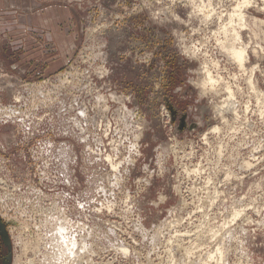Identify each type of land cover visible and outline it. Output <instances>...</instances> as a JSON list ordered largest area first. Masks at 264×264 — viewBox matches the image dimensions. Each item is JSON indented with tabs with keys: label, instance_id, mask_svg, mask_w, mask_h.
I'll return each instance as SVG.
<instances>
[{
	"label": "rangeland",
	"instance_id": "374dc122",
	"mask_svg": "<svg viewBox=\"0 0 264 264\" xmlns=\"http://www.w3.org/2000/svg\"><path fill=\"white\" fill-rule=\"evenodd\" d=\"M240 1L5 0L0 264H264V0L247 70L215 35Z\"/></svg>",
	"mask_w": 264,
	"mask_h": 264
},
{
	"label": "bare ground",
	"instance_id": "6f19581e",
	"mask_svg": "<svg viewBox=\"0 0 264 264\" xmlns=\"http://www.w3.org/2000/svg\"><path fill=\"white\" fill-rule=\"evenodd\" d=\"M251 2H250V0H241L240 2H238L237 4H236V6L234 7V9L232 10V12H230V13H228V16H227V18H226V21H224L223 20V22H225V23H223L222 21V23L220 24L221 26L220 27H218L217 29V31L215 32L216 34L215 35H218L220 38L218 39V44H220V47H221V49L222 50H224V51H226V53H228L229 54V56L234 60V62L235 63H237V65H240V67L241 68H243V69H245V70H247V67H246V64H247V60H248V52L249 51H247V48H248V45L246 44L245 45V42H244V38H243V36H242V32H241V29L242 28H246V27H250V24L248 23V21L246 20V13L244 12V8H245V6H248L249 4H250ZM211 5H212V3H211V0H209V2H207V5H205L204 3H203V6H202V8H205V7H207V6H210L211 7ZM199 7V6H198ZM197 7V8H198ZM201 8V9H202ZM212 13H214L213 11H212ZM224 13H221V15L219 16L220 17V19H221V16L223 15ZM227 14V13H226ZM208 17H210V15H208ZM223 17H224V15H223ZM239 20V22H241V23H243V27L239 30V29H237L236 28V26H235V24H236V20ZM214 34V33H213ZM255 49V48H254ZM256 51V50H255ZM256 53H257V51H256ZM214 65H216V63L214 64ZM206 66V69H204L205 70V72H204V77H203V82H202V87H203V89L205 90V89H207V88H210V89H207V90H209V92L210 91H213L214 92V94L215 93H218L217 92V88H219L218 87V85L223 81L222 79H221V77L219 76V75H214V73H213V71H212V67L210 66V63L209 64H206L205 65ZM251 75L248 77V84H249V86L251 87V88H253V86H255V84H254V81H253V76H254V73H255V67H253V69H251ZM256 88V87H255ZM206 90V91H207ZM219 91V90H218ZM225 93L226 94H228V97H226V98H224V101H221V105H218V104H215L216 106H214L215 107V109L217 110V114L219 115V116H221V118H222V120H223V123H225V122H229V120H228V118L224 115V112H223V110H224V108H225V106L226 105H228V104H226L227 103V101H228V98H234V89L230 86V85H226V87H225ZM223 98V97H222ZM258 108H260V111H261V113L263 114L264 113V94H259L258 93ZM236 123V122H235ZM238 124V123H237ZM222 127L220 126V125H215L213 128H212V132H214V133H220L221 131H222ZM209 134V133H208ZM205 137H206V135H205ZM109 157V156H108ZM111 158V157H110ZM252 158V157H251ZM245 166H247V167H253V165H252V163L248 160V161H246L245 160V162L243 163ZM242 164V165H243ZM117 165H119V164H117ZM113 167V166H112ZM242 167V166H241ZM257 167V166H256ZM119 168V167H118ZM250 171H251V169H250ZM251 174V173H250ZM228 176L227 177H230V175L231 174H227ZM237 176V175H236ZM243 176V175H242ZM242 179V178H241ZM216 191V190H215ZM217 193H218V191H216ZM237 209V208H236ZM241 212H242V209H241V211L240 210H235V212H233V214H232V217H231V219L229 220V221H232V220H234V219H236V218H238L240 215H241ZM227 218V217H226ZM227 222V221H226ZM225 222V224H224V226L225 225H227L228 224V222L226 223ZM222 225V224H221ZM223 227V226H222ZM226 227V226H225ZM62 229V227H59V229ZM60 229V230H61ZM59 230H57V232H58ZM63 231H65V230H63ZM63 231H59V232H63ZM219 231H221V227L219 228V230H215L213 233H214V235L216 236L217 235V233L219 232ZM60 233V234H61ZM65 233V232H64ZM220 233V232H219ZM65 235V234H64ZM66 236V235H65ZM177 236V235H176ZM181 236V235H180ZM191 236H192V234H191ZM58 237V236H57ZM61 237H64V236H62V234H61ZM65 238V237H64ZM67 238V237H66ZM65 238V239H66ZM58 239V238H57ZM57 239L55 240L56 241V243L57 244H64L66 241L64 240V241H62L60 238V240L61 241H59V243H58V241H57ZM58 239V240H59ZM172 240H173V238H172ZM182 240V239H181ZM70 241H72V240H70ZM64 242V243H63ZM67 243H68V239H67ZM66 243V244H67ZM71 243V242H70ZM65 244V245H66ZM72 244V243H71ZM73 244H75V242L73 243ZM177 245H178V243H177ZM59 246V245H58ZM77 246V245H76ZM60 247V246H59ZM62 247H68L67 245L66 246H62ZM62 247H60L61 248V252H64V250L66 249H64V250H62L63 248ZM71 247H73V246H71ZM81 247V246H80ZM179 247V246H178ZM70 248V247H69ZM77 248V247H76ZM75 248V249H76ZM182 248H184V247H182ZM217 248V250H218V252H219V254H223L224 252H223V250H222V248L221 247H216ZM27 249V248H26ZM70 249H72V248H70ZM70 249H66L65 250V252H67V254H65V255H68V251L67 250H69V253L72 251V250H70ZM77 249H80V248H77ZM172 249V248H171ZM25 250V249H24ZM187 250V249H186ZM27 251V250H26ZM193 250H192V248H189L188 250H187V252L186 253H191ZM25 252V251H24ZM73 252V251H72ZM79 252V251H78ZM179 252H180V250H179ZM218 252H217V254H218ZM59 253H60V249H59ZM81 253V252H80ZM25 254V253H24ZM64 254V253H63ZM182 254V253H181ZM62 255V254H61ZM70 255V254H69ZM64 256V255H63ZM78 256L79 255H77V259H78ZM59 257V256H58ZM62 257V256H61ZM68 257V259H69V256H67ZM66 257V258H67ZM221 257V256H220ZM223 257V256H222ZM64 258V257H63ZM62 258V259H63ZM65 258V259H66ZM72 258V257H71ZM81 258V257H80ZM28 259V258H27ZM59 259V258H58ZM61 259V258H60ZM61 259V260H62ZM76 259V258H75ZM76 259V260H77ZM76 260H74V261H76ZM21 261V260H20ZM79 261H81V260H79ZM29 262V261H28ZM20 263V262H19ZM33 263V262H32ZM54 264V263H53ZM57 264V263H56ZM62 264V263H61ZM77 264V263H76ZM80 264V263H79ZM94 264V263H93Z\"/></svg>",
	"mask_w": 264,
	"mask_h": 264
},
{
	"label": "crops",
	"instance_id": "0c3cea01",
	"mask_svg": "<svg viewBox=\"0 0 264 264\" xmlns=\"http://www.w3.org/2000/svg\"><path fill=\"white\" fill-rule=\"evenodd\" d=\"M5 3H7V2H5V0H0V9L2 8V6H4L5 5ZM7 4H9V3H7ZM42 18H43V21H45V24L47 25V26H51L52 27V25H53V23L55 22V16L54 15H44V16H42ZM34 19V18H33ZM32 19V20H33ZM35 19H39L40 20V18H38V17H36ZM34 19V20H35ZM37 20H35V21H37ZM42 20V19H41ZM42 21H40L39 23H41ZM43 23V22H42Z\"/></svg>",
	"mask_w": 264,
	"mask_h": 264
}]
</instances>
